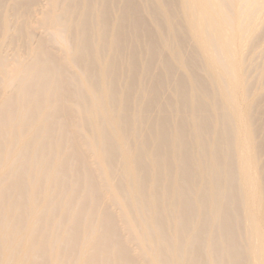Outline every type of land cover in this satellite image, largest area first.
Returning <instances> with one entry per match:
<instances>
[{
	"label": "bare ground",
	"instance_id": "bare-ground-1",
	"mask_svg": "<svg viewBox=\"0 0 264 264\" xmlns=\"http://www.w3.org/2000/svg\"><path fill=\"white\" fill-rule=\"evenodd\" d=\"M263 21L0 0V264H264Z\"/></svg>",
	"mask_w": 264,
	"mask_h": 264
},
{
	"label": "rangeland",
	"instance_id": "rangeland-1",
	"mask_svg": "<svg viewBox=\"0 0 264 264\" xmlns=\"http://www.w3.org/2000/svg\"><path fill=\"white\" fill-rule=\"evenodd\" d=\"M42 1V0H41ZM36 2H38L39 3V0H35V3ZM42 3V2H41ZM44 3V2H43ZM44 29H42V31H43ZM41 31V29H38L37 30V32H36V35H37V37H41V36H43L44 35V33L45 32H42ZM42 34H41V33ZM39 34V35H38ZM257 35H264V21L262 22V23H260V25H259V27H258V30H257ZM9 52H11V51H9ZM9 52H7V53H9ZM263 152H264V149H263ZM130 246H131V248H132V252H133V254H134V256H136V257H139V252H136V244H134L133 242H131L130 243Z\"/></svg>",
	"mask_w": 264,
	"mask_h": 264
}]
</instances>
